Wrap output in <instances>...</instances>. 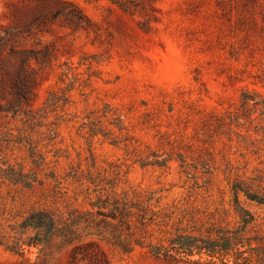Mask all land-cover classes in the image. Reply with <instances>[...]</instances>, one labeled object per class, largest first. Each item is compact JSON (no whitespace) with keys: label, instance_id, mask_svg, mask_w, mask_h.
I'll use <instances>...</instances> for the list:
<instances>
[{"label":"rangeland","instance_id":"obj_1","mask_svg":"<svg viewBox=\"0 0 264 264\" xmlns=\"http://www.w3.org/2000/svg\"><path fill=\"white\" fill-rule=\"evenodd\" d=\"M74 1L95 29L57 22L38 35L54 54L34 62L32 103L0 111V264H71L85 237L28 245L34 230L23 219L85 209L92 191H162L176 215L232 226L239 191L254 215L248 234H264V203L242 190L264 195V0H138L135 13ZM15 2L0 0V23ZM51 90L58 100L48 107ZM156 157L167 163L139 161ZM97 240L111 264H170Z\"/></svg>","mask_w":264,"mask_h":264},{"label":"trees","instance_id":"obj_2","mask_svg":"<svg viewBox=\"0 0 264 264\" xmlns=\"http://www.w3.org/2000/svg\"><path fill=\"white\" fill-rule=\"evenodd\" d=\"M110 1L131 13L144 8L138 0ZM57 22L87 31L96 26L74 0H17L9 21L0 23V111L26 113L38 83L34 62L46 64L54 54V47L40 46L37 36L50 31ZM71 69L72 66L67 67L62 75L68 77ZM72 89L70 86L67 91ZM56 95L51 90L44 105H55ZM148 160L139 159L142 165H165L168 159ZM21 176L19 172L14 178L31 184ZM242 190L248 198L264 203V195ZM165 198L162 191H92L85 209L72 208L66 214L50 209L33 210L23 219V226L34 230L27 244L46 243L58 234L72 239L85 237L73 247L71 264H81L83 260L88 264H111L97 238L124 253L146 248L170 264H264V234H248L247 227L254 215L241 204L239 191H235L234 197L239 215L236 226L203 220L198 225L192 215L186 217L185 211H181V216L171 211ZM175 217L178 225L170 227ZM184 221L186 226L181 225ZM8 246L23 253V249Z\"/></svg>","mask_w":264,"mask_h":264}]
</instances>
